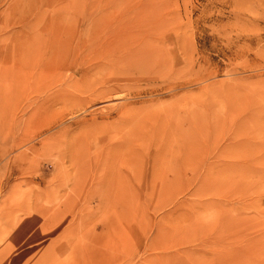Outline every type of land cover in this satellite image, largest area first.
Listing matches in <instances>:
<instances>
[{
    "label": "rangeland",
    "instance_id": "374dc122",
    "mask_svg": "<svg viewBox=\"0 0 264 264\" xmlns=\"http://www.w3.org/2000/svg\"><path fill=\"white\" fill-rule=\"evenodd\" d=\"M0 264H264V0H0Z\"/></svg>",
    "mask_w": 264,
    "mask_h": 264
},
{
    "label": "bare ground",
    "instance_id": "6f19581e",
    "mask_svg": "<svg viewBox=\"0 0 264 264\" xmlns=\"http://www.w3.org/2000/svg\"><path fill=\"white\" fill-rule=\"evenodd\" d=\"M109 33V31H108ZM111 33V32H110ZM109 33V34H110ZM115 35V34H114ZM113 35V36H114ZM111 36V35H110ZM118 36V35H116ZM109 38V36H106ZM112 37V36H111ZM127 38H117L115 40V42H113L112 45H110L105 51V56H100L101 59L99 60V62H97L98 64L102 62L103 64H109L111 66V68L116 72V70L122 71L123 69H127L130 67V65L135 66V64L138 66L139 63L141 61H145L150 53L145 52L142 50L141 53H132L134 51H132L131 49L126 50V48L122 47V43L123 41H125ZM107 40V39H106ZM112 42V39H111ZM108 43V42H107ZM106 43V44H107ZM93 44V43H92ZM102 44V43H101ZM86 45V44H85ZM88 45V44H87ZM96 45V44H95ZM65 46V45H64ZM79 46V45H78ZM63 47V46H61ZM92 47V46H91ZM96 47V46H95ZM74 48V47H73ZM105 48V47H104ZM131 48V47H130ZM85 50V49H84ZM67 51V50H65ZM65 53L64 51L61 50L60 53ZM73 53V52H72ZM66 54H64L63 56H65ZM74 57L71 58V60L73 61V58L77 59V57L75 55H73ZM98 56V55H97ZM98 58V57H97ZM85 59V57L83 58V60ZM82 60V58L80 59ZM96 60V59H95ZM86 61V60H85ZM98 61V60H96ZM82 62V61H81ZM86 63V62H85ZM96 63L95 67H98V64ZM84 64V63H83ZM136 67V66H135ZM116 83V82H115ZM118 83V82H117Z\"/></svg>",
    "mask_w": 264,
    "mask_h": 264
}]
</instances>
